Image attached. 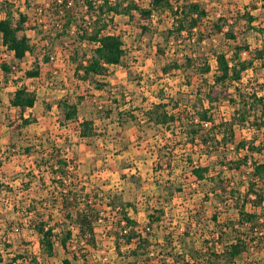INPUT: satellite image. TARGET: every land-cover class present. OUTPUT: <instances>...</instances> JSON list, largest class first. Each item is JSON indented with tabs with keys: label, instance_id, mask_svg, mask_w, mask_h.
<instances>
[{
	"label": "rangeland",
	"instance_id": "1",
	"mask_svg": "<svg viewBox=\"0 0 264 264\" xmlns=\"http://www.w3.org/2000/svg\"><path fill=\"white\" fill-rule=\"evenodd\" d=\"M5 1L29 16L27 34L35 53L14 68L15 75L5 74L2 64L13 66L16 62L0 37V158L3 162L0 180L5 186L0 192V264H33L35 257V264H62L66 258L73 259V255L78 258L73 260L74 264H185L181 255L185 247L187 252L193 251L201 249L207 241L216 240L214 214L220 222L238 219L233 207L225 208L220 203L219 192L212 193V189H220L210 179L212 176H220L224 181L232 179V190L239 191L252 176V159L249 166L231 171V162L237 159L232 147L220 149L209 157L204 148L185 142L179 124L156 125L150 120L151 115H146L162 103L170 113L176 110L177 103L181 109L185 104L191 105L196 86L202 82L195 71H176L169 75L162 72L167 62L183 58L185 54L182 41L167 45L164 56L157 53V44L163 41L164 32L172 24L173 18L168 12L155 13L151 24L133 23L124 15L115 17L104 33L122 37L124 61L111 66L107 77L97 78L104 85L103 89H97L94 83L74 76L76 65L72 52L79 53L76 57L82 60L84 54L90 56L91 47L86 42L81 44L76 27L64 35L63 23L48 16L50 0H0V4ZM141 1L148 5L151 0ZM185 1L172 0L175 6ZM192 1L207 7L210 20L226 17L230 23L252 4H257L259 9L253 12L257 18L255 25L264 29L261 0ZM75 10L82 26L89 27L91 32L86 7L79 3ZM3 16L0 5V19ZM148 24L149 29L143 30L142 26ZM235 31L239 46L248 45L253 50L264 45V33L246 29L245 20H239ZM232 46L235 43L220 34L213 41H207L204 49L213 53L230 50ZM243 58H249L248 52L243 53ZM210 62L215 69L213 56ZM37 69L38 78L28 77V72ZM209 78L213 79V73ZM248 83L264 84V67L256 65L254 71H249L244 79V84ZM20 85L37 93L36 105L29 111L35 122L26 127H19L10 105ZM67 96L78 106V119L69 122L64 121L59 107ZM216 112L218 117L230 119L234 108L225 103ZM84 119L94 122L95 134L91 138L80 135L79 122ZM253 137L249 130L236 128L237 142ZM51 154L56 161L65 159L70 163L77 181L86 187L91 201L101 210L103 221L96 227L95 249L80 243L77 228L61 213L59 204L53 207L56 204L53 197L56 194L59 197L63 189L58 183L60 175L52 170L55 159L51 161ZM253 159L263 161L259 155ZM195 166L211 169L205 181H197L192 173ZM44 208L52 210V224H56L57 233L73 230L70 251L58 247L50 258L42 253L40 237L32 228L37 212L48 219ZM125 208L140 226H150L151 215L160 218L149 228L153 253L147 263L143 257L139 261L133 258L124 241L119 240V251L116 247L117 224ZM247 209L253 210L251 205ZM158 211L161 213L156 214ZM188 227L191 229L187 236ZM258 258L260 254L252 251L238 264L258 262ZM197 263L207 264L202 258Z\"/></svg>",
	"mask_w": 264,
	"mask_h": 264
},
{
	"label": "trees",
	"instance_id": "2",
	"mask_svg": "<svg viewBox=\"0 0 264 264\" xmlns=\"http://www.w3.org/2000/svg\"><path fill=\"white\" fill-rule=\"evenodd\" d=\"M261 1L264 7V0ZM79 3L86 7V15L92 25L91 32L89 27H83L80 19L76 17L75 8L79 7ZM0 5L4 14L0 19L1 42L13 54L17 65L2 64V70L5 74L15 75L17 72L14 68H18L29 55L35 53L27 34L30 18L10 2L5 1ZM258 9L257 4H252L247 12L238 14L239 18L230 23V19L226 17L210 20L207 7L201 2L192 0H186L176 6L172 0H151L148 5L141 0H50L48 16L59 19L63 23L64 35H68L69 31L76 27L81 44L86 42L91 47L90 56L84 54L82 60L76 57L79 53L72 52L75 58L73 62L76 65L74 76L84 82L94 83L97 89L104 87L97 78L107 77L111 66L120 65L124 61L125 50L122 37L116 33H104L105 29L111 27L115 17L124 15L133 23L151 24L155 13L168 12L173 18L172 24L164 32L163 41L157 44V53L164 56L167 45L182 41L185 54L183 58L171 59L167 62L162 67V72L169 75L176 71L186 73L195 71L202 77V82L196 86L193 93L195 99L191 105L185 104V107L181 109V104L177 103L176 110L170 113L166 110V104L162 103L156 105L153 112H147L146 115H151L150 120L156 125L179 124L181 135L186 139L185 142L192 147L204 148L209 157L219 153L220 149L232 147L237 159L231 162V171H239L249 166V160L252 159V176L239 191L232 190V179L224 181L220 180V176L211 177L210 181L213 185L221 190L214 188L212 193L219 192L220 195L217 197L220 203L225 208L233 207L238 219L220 222L217 219L218 215L214 214L212 221L216 224L217 230L213 235L216 240L207 241L201 249L193 251L187 252L185 247L181 254L185 264H198L197 260L201 258L207 264H238L252 251L260 254L258 262L248 261L245 264H264V84H257V86L251 83L244 84L245 75L249 71H254L256 65L264 67V45L253 50L248 45L239 46L235 31L239 20H245L246 29L263 34L264 29L255 25L257 18L253 12ZM81 21L86 23L83 18ZM150 24L143 25V30H148ZM220 34H224L227 40L233 41L235 46L221 52L212 53L205 50V43L213 41V37ZM244 52H248V59L243 58ZM210 55L215 58V69L210 62ZM212 73L213 79L209 78ZM27 75L30 78H38L39 69L32 70ZM36 102L37 93L34 90L25 85L18 86L10 99V105L15 111L16 120L20 123L19 127H26L35 122L29 111L35 107ZM225 103L234 108L230 119L217 116L216 111L219 110V106ZM59 107L64 121L78 119V106L69 96L60 101ZM79 127L82 138L94 136L95 128L92 120L84 119L79 122ZM237 127L249 130L254 137L251 140L237 142ZM243 152L245 154H242ZM254 155H259L263 161H255ZM50 158L51 161L55 159L54 165L51 164L52 162L48 164L52 165L56 175H60L58 183L63 189L59 197L57 194L56 198L53 197L56 201L53 207L59 204L58 209L61 213H64L67 220L74 225L73 228H77L80 243L95 249L98 243L96 227L101 218V210L91 201L90 195L86 193V187L81 186L79 184L81 182L77 181L78 177L70 163L65 159L56 161L53 154ZM221 163L224 165V162ZM2 164L0 158V167ZM210 171L211 169L207 166H195L192 169L198 182L205 181ZM3 187L5 186L0 180V192ZM207 195L206 199H209L210 196ZM223 196L227 198L224 200L220 198ZM248 205H251L252 211L247 209ZM44 209L48 219L37 212L35 221H32V228L40 237L42 253L50 258L56 254L58 247L66 252L70 251L73 230L67 229L60 234L57 233L56 224H52V210ZM121 215V220L117 224L118 232L115 234L118 251L120 250L119 240H122L130 248L129 254L137 261L142 257L146 263L152 260L150 259L153 253L152 232L149 228L151 229L153 224L159 222L160 218L151 215V225L140 226L131 218L127 208L123 209ZM199 216L201 217L202 214L200 213ZM190 229L188 227L185 235H190ZM6 247L11 245L6 244ZM73 260H78L76 255H73V259H64L62 264H74ZM32 261H34L33 264L37 263V258H33Z\"/></svg>",
	"mask_w": 264,
	"mask_h": 264
},
{
	"label": "built area",
	"instance_id": "3",
	"mask_svg": "<svg viewBox=\"0 0 264 264\" xmlns=\"http://www.w3.org/2000/svg\"><path fill=\"white\" fill-rule=\"evenodd\" d=\"M55 74H56V75L58 74V70L55 71ZM102 221H103L102 218H100L99 221H98V223H101Z\"/></svg>",
	"mask_w": 264,
	"mask_h": 264
},
{
	"label": "crops",
	"instance_id": "4",
	"mask_svg": "<svg viewBox=\"0 0 264 264\" xmlns=\"http://www.w3.org/2000/svg\"><path fill=\"white\" fill-rule=\"evenodd\" d=\"M213 217V216H212ZM218 221H219V217H217Z\"/></svg>",
	"mask_w": 264,
	"mask_h": 264
}]
</instances>
